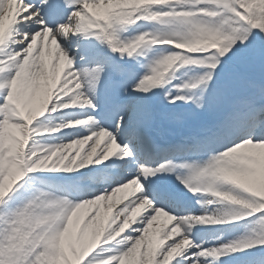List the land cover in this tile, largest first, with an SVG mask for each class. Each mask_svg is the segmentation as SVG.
<instances>
[{"label": "snow or ice", "instance_id": "6c2138e0", "mask_svg": "<svg viewBox=\"0 0 264 264\" xmlns=\"http://www.w3.org/2000/svg\"><path fill=\"white\" fill-rule=\"evenodd\" d=\"M0 264H264V0H0Z\"/></svg>", "mask_w": 264, "mask_h": 264}]
</instances>
